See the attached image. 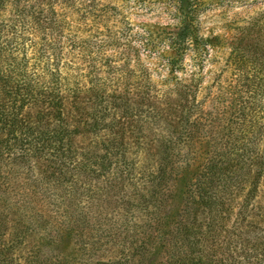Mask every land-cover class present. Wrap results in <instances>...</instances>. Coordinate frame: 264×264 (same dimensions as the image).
Segmentation results:
<instances>
[{
  "label": "rangeland",
  "instance_id": "1",
  "mask_svg": "<svg viewBox=\"0 0 264 264\" xmlns=\"http://www.w3.org/2000/svg\"><path fill=\"white\" fill-rule=\"evenodd\" d=\"M191 1L0 0V20L21 8L43 21L56 17L63 27L52 34L79 77L77 93L62 95L66 123L77 129L63 154L64 179H40L47 168L33 161L23 178L40 179L35 187L28 190L29 181L17 177L10 188L0 187V264H172L174 253L190 264L200 258L214 264L216 256L206 257L211 250L217 256L229 252L238 264H264V138L243 177L238 159L231 162L235 194L225 196L224 213L193 200L182 171L167 182L157 178L165 160L160 136L179 117L177 97L166 94L168 88L195 70L197 98L213 119L196 123L191 133L218 135L215 111L223 113L229 101L234 106L241 72L230 56L232 44L264 16V0H196L197 34L209 49L200 65L192 67L186 55L184 68L172 71L168 40L180 34ZM84 42L90 43L87 49ZM119 81L129 99L115 107L108 88ZM102 86L108 90L100 96L91 90ZM142 89L149 90L148 102L136 101ZM219 92L215 109L210 96ZM41 108L25 106L23 114L32 119ZM93 122L99 127L91 130L87 123ZM205 141L202 149H208ZM222 181L215 179L211 200Z\"/></svg>",
  "mask_w": 264,
  "mask_h": 264
},
{
  "label": "trees",
  "instance_id": "2",
  "mask_svg": "<svg viewBox=\"0 0 264 264\" xmlns=\"http://www.w3.org/2000/svg\"><path fill=\"white\" fill-rule=\"evenodd\" d=\"M197 6L196 0L190 2L179 28L180 34L168 40L173 51L168 62L172 71L184 68L186 55L191 57L192 67L200 65L206 57L210 44L197 34ZM48 11L56 14L52 4ZM33 14L21 8L12 18L0 20V187L7 189L10 188V179L16 177L21 182L29 181L28 190L42 178L51 177L52 181L55 180L53 183L63 180V168L67 164L63 154L68 151L67 139L77 131L66 123L62 95L77 93L79 77L75 63H71L63 52V42L52 34L58 33L63 26L56 22V17L47 16L44 22ZM67 43L76 46L72 40ZM84 43L83 47L87 49L90 43ZM230 56L241 72L235 79L237 90L232 93L234 106L229 101L230 105L223 106V113L215 111L222 131L216 136L204 134L207 138H195L191 133L196 123L213 119V112L206 111L203 100L197 98L200 79L196 71L191 70L188 78H175L166 92L176 95L179 117L177 126L160 136L165 160L157 178L167 182L179 175V170L182 171L191 198L203 202L211 213H224L227 209L225 196L235 194L231 182L236 171H232L231 162L238 159L243 177L264 138V116L260 115L264 114V16L241 32L232 44ZM78 61L83 62L84 59ZM107 88L102 86L91 90L100 96L109 89V97L115 107L128 101L124 82ZM150 99L148 89L136 94L137 102ZM220 99V92L211 94L210 102H214L215 109ZM35 104H41L42 108L32 119L23 114L25 106ZM49 118L54 119L53 126L47 123ZM115 122L119 123L118 120ZM87 127L94 130L99 127L98 122L87 123ZM203 140H206L208 149H202ZM175 158H182V164H175ZM33 161H41L46 166L45 175L40 179L33 176L23 178L26 169L33 167ZM33 178L35 180H31ZM219 178L223 184L219 195L211 200L209 191L215 179ZM216 253V250H211L206 257L216 256L214 264H225L226 260L228 264H238L229 252L220 251V256ZM173 258L172 264H190L177 258L175 253ZM204 259L191 264H212Z\"/></svg>",
  "mask_w": 264,
  "mask_h": 264
}]
</instances>
